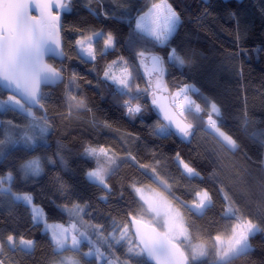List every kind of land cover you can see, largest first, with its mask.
Returning <instances> with one entry per match:
<instances>
[{"label": "trees", "instance_id": "16d2710c", "mask_svg": "<svg viewBox=\"0 0 264 264\" xmlns=\"http://www.w3.org/2000/svg\"><path fill=\"white\" fill-rule=\"evenodd\" d=\"M151 3L152 0H91V3L73 0L71 11L62 12L61 24L65 29L62 42L68 55L61 62H52L66 69L65 79L52 88H44L49 100L47 115L53 128L46 137L47 143L30 153L44 159V169L40 176L26 182L17 176L13 187L30 192L34 205L41 208L50 223L67 224L72 219L60 210L59 205L87 204L81 215L86 221L104 225L106 233L113 218L123 219L120 213L134 204L135 195L128 188L129 183L134 180L152 183L150 169L139 167L140 163L149 164L172 179L173 194L181 200L193 199L195 190L201 187L211 191L214 206L202 219H195L193 242L205 243L213 250L214 241L209 237L227 231L233 222L221 216L220 183L241 211L264 228V141L261 139L264 137V12L259 7V3L264 6V0H169L181 17L179 33L165 46H154L139 39L134 48L130 47L127 41L136 17L147 11ZM73 25L86 33L100 32L93 43L103 55L98 54L95 61L78 57L75 39L80 33L71 30ZM108 32L115 37L112 49H104L103 45ZM143 48L164 58L167 67L164 80L170 91L191 85L199 90L190 92L198 103L203 105L206 98L217 104L223 114L224 130L237 138L238 150L234 153L220 150L216 141L202 130L204 125L195 114L189 116L197 125L191 142L175 135L168 138L153 135V127L162 119L152 106V98L143 93L139 101H132L144 106L143 113L135 119L125 114L122 105L128 96L113 95L102 79L103 71L112 61L125 57L135 65L132 68L133 92L129 94L135 95V85L143 88L148 82L135 55ZM173 48L185 58L182 67L167 60ZM73 71L84 77L77 82L80 87L73 90L93 111L77 114L73 109V115L65 119L59 113H67L65 85ZM86 80L93 83H85ZM6 96L4 93L3 98ZM203 115L206 119V113ZM93 116L97 121L110 122L113 128H104L100 123L94 126ZM245 116L249 121L247 133L241 129ZM0 120H12L20 125L26 122L25 117L13 112L0 113ZM252 133L257 136L253 138ZM86 145L111 147L120 157L119 167H115L108 180L111 192L87 179L86 172L95 167V161L82 156ZM57 152L63 156V163L56 156ZM128 153L135 156L136 161L129 159ZM176 153L195 167L202 178L183 177L182 169L174 160ZM24 155L22 151L15 152L0 165V172L15 168L18 158ZM50 157L56 160L55 164L48 163ZM214 171L215 176L212 175ZM61 181L66 185L64 191L59 188ZM105 195L107 199H101ZM189 219L191 222L192 218ZM43 229V224H33L30 210L24 205L10 207L5 202L0 206V234L5 238L10 232L23 234L34 239L36 246L30 255L8 252L3 258L13 259L17 264H51L54 257L49 234ZM93 239H96L95 235ZM250 243L251 251L233 259L231 264H264V231L255 234ZM102 249L107 255V246L102 245ZM84 250H87L86 245ZM115 250L121 256L125 251L119 245ZM92 264H96L94 259ZM198 264L215 262L204 260Z\"/></svg>", "mask_w": 264, "mask_h": 264}, {"label": "snow or ice", "instance_id": "6c2138e0", "mask_svg": "<svg viewBox=\"0 0 264 264\" xmlns=\"http://www.w3.org/2000/svg\"><path fill=\"white\" fill-rule=\"evenodd\" d=\"M72 6L73 0H0V113H17L25 117L26 121L20 125L12 120H0V165L15 152L25 153L18 158L15 168L9 167L7 171L0 172V206L6 202L10 207L22 204L26 210L30 209L33 224L38 226L42 223L44 232L49 234V245L54 257L51 264H92L93 259L96 264L102 261H106V264L203 262L211 252L205 243L193 242L194 221L202 219L214 206V197L210 190L201 187L195 190L193 199L181 200L173 194L172 179L162 175L155 166L139 164L142 169H150L152 183L143 184L135 180L129 183L128 188L135 195L134 204L120 213L123 219L113 218L106 233L104 225L86 221L81 215L88 207L87 204L59 205L60 210L68 213L72 219L67 224L50 223L45 213L34 205L30 192L14 189L17 176L26 182L40 176L44 169V159L30 153L47 143L46 137L53 128L47 115L49 100L44 88L62 83L65 79L66 69L62 65L57 67L52 61L68 55L62 42V31L65 29L61 24L60 13L53 9L71 11ZM33 7L39 11V15L31 14ZM180 23V14L169 0H152L147 11L136 17L135 27L127 43L134 48L137 40L143 39L154 46H165ZM71 30L80 33L75 39L78 57L95 61L98 54L103 55L93 43L94 38L101 35L100 32L93 30L86 33L75 25L71 26ZM103 45L104 49L114 48L113 33L105 35ZM135 55L148 81L143 88L139 84L135 85V95H129L133 92L132 68L135 65L130 64L125 57L121 56L106 65L102 77L113 95L128 96L123 102V108L129 118L135 119L143 113L144 106L141 103H132L133 100L139 101L143 93L152 98L153 108L162 117V121L158 120L153 127V135L163 138L175 135L183 141L191 142V138L196 135L197 125L189 116L195 114V118L204 125L202 130L216 141L220 150L234 153L239 149L237 138L224 130L223 114L215 102L205 98L203 105L198 103L190 92L199 90L191 85L170 91L164 80L167 72L164 58L146 48L136 51ZM167 60L181 67L185 64V58L175 48L168 53ZM116 68H119V74L113 70ZM82 79L84 77L75 71L69 76L65 85L67 113H59L62 118H70L73 109L77 114L93 111L85 99L73 90L74 87H80L77 82ZM85 83L93 82L86 80ZM4 93H7L6 99L3 98ZM97 123L104 128H113L110 122L97 121L93 116L94 126ZM248 124L245 116L241 123L245 133ZM256 136V133H252L253 138ZM261 139L264 141V137ZM83 155L95 161V167L86 172L89 182L111 192L108 180L115 167H119L120 157L117 153L108 146L86 145ZM127 155L136 161L131 153ZM56 156L63 163V156L59 152ZM174 160L183 169V177L202 178L200 172L183 159L180 153H176ZM48 163L55 164L56 160L50 157ZM212 175L215 176V171ZM59 188L64 191L66 185L61 181ZM218 191L223 197L221 216L233 222L230 229L210 236L209 239L214 241L212 247L215 250V264H231L233 259L251 251L250 239L264 231V228L241 211L222 183ZM101 199H107V196ZM93 235L96 239H93ZM102 245L107 246V255ZM117 245L124 247L123 256L116 254ZM35 246V240L23 234L10 232L6 238L0 234V264H17L15 260L3 257L8 252L30 255Z\"/></svg>", "mask_w": 264, "mask_h": 264}, {"label": "water", "instance_id": "95a60500", "mask_svg": "<svg viewBox=\"0 0 264 264\" xmlns=\"http://www.w3.org/2000/svg\"><path fill=\"white\" fill-rule=\"evenodd\" d=\"M53 11L54 12H59L60 13V18H61V21H62V13H61V10L60 9H53ZM31 14H33V15H39V11L37 10V9H35V7H33L32 9H31ZM64 60V58H54V61H56V62H61V61H63ZM58 84H60V83H57L56 85H58ZM55 85H49V86H45V88H52V87H54ZM6 95H7V93H5ZM155 110V112L160 116V113H159V111L157 110V109H154ZM161 117V116H160ZM161 119H162V117H161Z\"/></svg>", "mask_w": 264, "mask_h": 264}, {"label": "rangeland", "instance_id": "374dc122", "mask_svg": "<svg viewBox=\"0 0 264 264\" xmlns=\"http://www.w3.org/2000/svg\"><path fill=\"white\" fill-rule=\"evenodd\" d=\"M259 7H260V9L264 12V6L262 5V4H260L259 3ZM63 11L61 10V13H62ZM262 34H263V37H264V29L262 30ZM96 38V37H95ZM94 38V39H95ZM94 42V41H93ZM263 51H264V49H263ZM142 70H144L143 68H142ZM116 72L119 74V69L118 70H116ZM165 95H167V93H165ZM6 99V98H5ZM82 156L83 157H85V158H88V157H86V156H84L83 154H82ZM182 171H183V169H182ZM88 179V178H87ZM38 209H40L41 210V208L40 207H38V206H36ZM30 210V209H29ZM42 224V223H41ZM43 228H44V225H43ZM210 252H211V255L209 256V257H207V258H205V260H209L210 262H215V250L213 249H211V250H209Z\"/></svg>", "mask_w": 264, "mask_h": 264}, {"label": "crops", "instance_id": "0c3cea01", "mask_svg": "<svg viewBox=\"0 0 264 264\" xmlns=\"http://www.w3.org/2000/svg\"><path fill=\"white\" fill-rule=\"evenodd\" d=\"M134 26H135V23H134ZM180 27H181V23H180V25H179V27L177 28V31L172 35V37L170 38V40L175 36V35H177L178 33H179V31H180ZM169 40V41H170ZM168 41V42H169ZM197 47H199V48H202L201 46H199V45H197Z\"/></svg>", "mask_w": 264, "mask_h": 264}, {"label": "built area", "instance_id": "2783aa9c", "mask_svg": "<svg viewBox=\"0 0 264 264\" xmlns=\"http://www.w3.org/2000/svg\"><path fill=\"white\" fill-rule=\"evenodd\" d=\"M122 108H123V105H122ZM124 109V108H123Z\"/></svg>", "mask_w": 264, "mask_h": 264}]
</instances>
